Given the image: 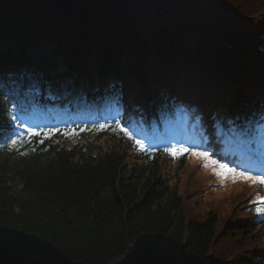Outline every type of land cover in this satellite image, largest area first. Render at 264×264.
I'll list each match as a JSON object with an SVG mask.
<instances>
[{
	"label": "trees",
	"instance_id": "trees-1",
	"mask_svg": "<svg viewBox=\"0 0 264 264\" xmlns=\"http://www.w3.org/2000/svg\"><path fill=\"white\" fill-rule=\"evenodd\" d=\"M223 35L237 58L215 44ZM86 62L138 95L144 74L154 93L190 86L203 110L248 101L264 85V0H0L1 70ZM120 148L46 161L0 152V264H264V227L241 198L218 191L185 207L187 183Z\"/></svg>",
	"mask_w": 264,
	"mask_h": 264
},
{
	"label": "snow or ice",
	"instance_id": "snow-or-ice-1",
	"mask_svg": "<svg viewBox=\"0 0 264 264\" xmlns=\"http://www.w3.org/2000/svg\"><path fill=\"white\" fill-rule=\"evenodd\" d=\"M126 131V130H125ZM137 143H140L139 141H137ZM180 152H187L189 151V149H186V148H182L179 150ZM173 155H176L175 152L172 153ZM194 155H197V156H201L204 158V160L206 161L205 163V167H208L209 164H212V165H217V161L213 160L208 153L206 152H193ZM220 169V171L217 173V175H222L224 176L225 178H227L226 174L227 173H230L231 175L233 176H243L245 177V179H248V180H253V181H256L258 182L259 184L261 185H264V178H258V177H255V176H246L245 173L243 172H237L235 169H232V168H228L226 164H218L217 165ZM258 203L264 205V197H260L258 199ZM257 212L261 213V214H264V207H260L257 209Z\"/></svg>",
	"mask_w": 264,
	"mask_h": 264
},
{
	"label": "rangeland",
	"instance_id": "rangeland-1",
	"mask_svg": "<svg viewBox=\"0 0 264 264\" xmlns=\"http://www.w3.org/2000/svg\"><path fill=\"white\" fill-rule=\"evenodd\" d=\"M215 241H216V240H215ZM215 241H214V242H215ZM214 242H213V243H214Z\"/></svg>",
	"mask_w": 264,
	"mask_h": 264
}]
</instances>
